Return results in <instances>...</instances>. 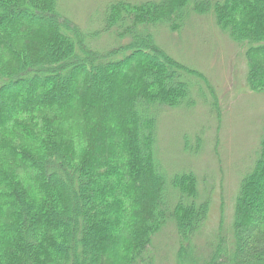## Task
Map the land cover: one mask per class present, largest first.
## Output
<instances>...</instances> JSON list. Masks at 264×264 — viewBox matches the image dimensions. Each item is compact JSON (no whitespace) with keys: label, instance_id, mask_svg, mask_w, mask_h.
<instances>
[{"label":"trees","instance_id":"obj_1","mask_svg":"<svg viewBox=\"0 0 264 264\" xmlns=\"http://www.w3.org/2000/svg\"><path fill=\"white\" fill-rule=\"evenodd\" d=\"M190 3L112 1L102 31L116 44L101 49L58 0H0V264H151L169 222L181 264H264V136L236 198L232 247L222 237L206 259L190 244L209 199L198 201L194 172L169 189L157 156L161 111L192 103L186 73L205 77L150 29L181 28ZM194 8L247 48L249 86L264 92V0Z\"/></svg>","mask_w":264,"mask_h":264},{"label":"rangeland","instance_id":"obj_2","mask_svg":"<svg viewBox=\"0 0 264 264\" xmlns=\"http://www.w3.org/2000/svg\"><path fill=\"white\" fill-rule=\"evenodd\" d=\"M112 1L58 0V6L88 34L90 43L106 49L116 44L110 32L102 31ZM195 1L181 28L160 24L150 30L170 55L205 77L186 73L192 103L161 111L157 156L169 189L176 174L194 172L198 201L209 199L207 218L190 244L195 256L206 259L222 237L232 247L236 198L264 136V92L249 86L247 48L222 31L213 15L198 12ZM130 40L125 37L122 44ZM180 246L176 225L169 222L153 238L151 264H181Z\"/></svg>","mask_w":264,"mask_h":264}]
</instances>
